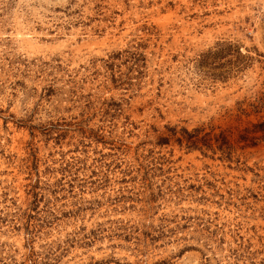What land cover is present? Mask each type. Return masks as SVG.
<instances>
[{
	"label": "rangeland",
	"instance_id": "1",
	"mask_svg": "<svg viewBox=\"0 0 264 264\" xmlns=\"http://www.w3.org/2000/svg\"><path fill=\"white\" fill-rule=\"evenodd\" d=\"M0 264H264V0H0Z\"/></svg>",
	"mask_w": 264,
	"mask_h": 264
}]
</instances>
